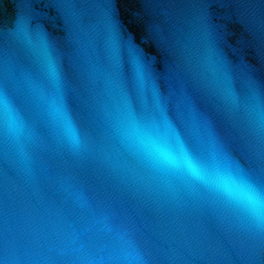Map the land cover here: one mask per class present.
Returning a JSON list of instances; mask_svg holds the SVG:
<instances>
[{
  "label": "water",
  "instance_id": "obj_1",
  "mask_svg": "<svg viewBox=\"0 0 264 264\" xmlns=\"http://www.w3.org/2000/svg\"><path fill=\"white\" fill-rule=\"evenodd\" d=\"M0 264H264V0H0Z\"/></svg>",
  "mask_w": 264,
  "mask_h": 264
},
{
  "label": "snow or ice",
  "instance_id": "obj_2",
  "mask_svg": "<svg viewBox=\"0 0 264 264\" xmlns=\"http://www.w3.org/2000/svg\"><path fill=\"white\" fill-rule=\"evenodd\" d=\"M181 143L183 140L181 139ZM156 151L159 155L164 157L165 162L171 163V160L167 157L165 151L162 148H157ZM184 152H185V161L189 171H195L197 169H201L204 167V161L194 152H192L186 144H184ZM225 187L227 188L229 184L235 185L239 187V191L236 193H232L230 190V194L236 195L238 197H246L249 202L254 201L259 197V193L256 188L246 179L243 178V175H235L231 171L225 173Z\"/></svg>",
  "mask_w": 264,
  "mask_h": 264
}]
</instances>
